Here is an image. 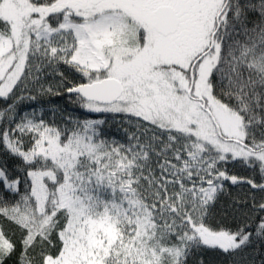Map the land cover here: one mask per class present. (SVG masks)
Here are the masks:
<instances>
[{"label": "snow or ice", "instance_id": "obj_1", "mask_svg": "<svg viewBox=\"0 0 264 264\" xmlns=\"http://www.w3.org/2000/svg\"><path fill=\"white\" fill-rule=\"evenodd\" d=\"M209 253L264 264V0H0V264Z\"/></svg>", "mask_w": 264, "mask_h": 264}, {"label": "trees", "instance_id": "obj_2", "mask_svg": "<svg viewBox=\"0 0 264 264\" xmlns=\"http://www.w3.org/2000/svg\"><path fill=\"white\" fill-rule=\"evenodd\" d=\"M53 105L56 106L58 109H66L70 112H73L74 114L80 115L81 117H84L86 115L81 109L70 104L66 96H59V97L54 96L51 98H43L42 100L38 102H31V103L25 102L24 104L21 105V110L22 111L31 110L33 108H35L38 112L41 110H45V119H49L50 117L48 116L46 109ZM90 118H104V117L102 114H90ZM109 120H110V117H109ZM106 131H107V134L110 136H115L117 138L121 137V133L117 131V128L115 125H112L111 127L106 126ZM5 227L7 230L12 231L10 226L5 225ZM207 259L211 262V264H225V258L211 254V253L208 254ZM7 264H14V259L8 261Z\"/></svg>", "mask_w": 264, "mask_h": 264}]
</instances>
